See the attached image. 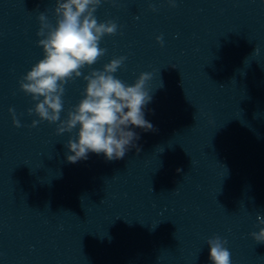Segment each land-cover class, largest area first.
I'll return each instance as SVG.
<instances>
[{"label":"clouds","instance_id":"1","mask_svg":"<svg viewBox=\"0 0 264 264\" xmlns=\"http://www.w3.org/2000/svg\"><path fill=\"white\" fill-rule=\"evenodd\" d=\"M104 2L108 0H55V26L49 22L45 12L39 13L36 35L40 37L37 46L42 48L43 58L19 81L20 91L36 102L27 110L29 115L39 117L32 121L30 127H36L43 121L49 124L59 122L57 135L71 134L78 129L76 137L73 139L70 136L65 143L68 150L66 159L72 164L87 160L89 153L103 154L106 161L123 159L132 148L139 153L136 141L140 136L134 129L156 131L154 125L145 119V108L152 100L146 88L151 73H140L132 85L117 78L114 73L124 65L126 56L115 57L102 69H92L87 75L82 73V69L91 68L105 55L107 50L100 47L102 38L118 32L114 20L98 22L94 15ZM110 2L115 6L116 0ZM167 3L176 7V0H167ZM149 7L157 11L154 5ZM156 40L163 46L162 35ZM255 51L258 52V49L255 48ZM82 75L86 82L82 98L62 120L65 86ZM8 111L13 126L21 127L15 109L9 107ZM257 226L259 231L249 235L257 244H264V216L260 214H257ZM206 244L211 264H232L226 238L213 235L206 240Z\"/></svg>","mask_w":264,"mask_h":264}]
</instances>
